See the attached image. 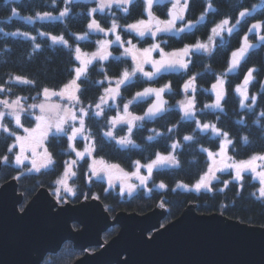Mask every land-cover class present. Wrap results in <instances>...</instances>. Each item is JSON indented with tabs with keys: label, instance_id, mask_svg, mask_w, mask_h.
Masks as SVG:
<instances>
[{
	"label": "trees",
	"instance_id": "16d2710c",
	"mask_svg": "<svg viewBox=\"0 0 264 264\" xmlns=\"http://www.w3.org/2000/svg\"><path fill=\"white\" fill-rule=\"evenodd\" d=\"M213 7L220 10L221 14H215L211 11L205 17V20L197 25L196 29L192 30V34L180 33L176 35L174 33L163 34V39L167 40V45H164L166 49L176 50L184 47L185 45L195 44L197 40L205 41L212 34L211 29L215 27L225 16L232 17V23H235V16L242 8H251L253 5H257L253 11L252 16L254 19H249L245 25L243 22L233 30L232 34L225 33L223 38H218L213 45V54L209 58L205 51H192L190 53L192 63L189 65L188 74L185 75L184 69L178 71H172L163 74L155 82H136L133 86H130L127 90L121 86V93L126 98L123 101L118 97L115 104L120 105L112 111L106 110V117L110 120L112 117L117 116L122 109L123 103H127L128 100H132L136 92L143 90L147 86H163L171 82V87L174 94L167 96L170 99L169 108L171 110L165 114L162 118L157 117L153 120L145 118L143 121H136L138 127L133 129L132 140L137 145H141L147 148V151L141 150V148H135L129 146V148H121L115 140L105 138L104 152L100 153L98 158L103 157L104 160L119 164L123 169L132 170L130 162L139 160L141 163L148 162L145 158L149 157L153 152H159L162 154H168L171 149L166 145H171L174 141L180 140L182 144H186L185 147L179 150L178 159L184 163V170L174 169L171 166H165L159 169L153 170V179L155 184L149 181L147 188L140 190L138 193L130 195H118V190H112L106 192L105 189H110V185L106 180L92 178L91 182H88V164L83 161L78 162L77 165H73L71 175V183L75 187V190L79 193L82 191L88 198L93 196H99V198L105 203L108 210L114 214L117 211L125 210L129 212L145 213L154 208L160 200L165 201L170 207V213L164 219L163 223H168L171 220L177 218L182 210L190 203H198L197 210L201 213H213L221 212L231 218L238 219L242 222L249 224L264 226V197H258L256 194L258 183L253 180L252 173L248 172L244 174L243 184L244 188L241 190L237 184L230 183L227 188L221 181H231L232 173H218L220 178L217 181L212 182V189L205 191H195L185 188H180L177 191H167L165 189H158L155 185H159L163 182L169 189H175L178 183L187 185H193L200 178L197 175L199 169L204 168V154L200 153L199 148L202 146L204 149H210L216 151V137L213 135L211 129L208 131H201L199 129L194 133L196 128L195 119H199L201 123L216 124L218 128H222L228 132L233 138V142L236 144V150L241 154L236 155L237 160H243L248 157L252 152L264 151V141L258 140V130L260 125L255 124L261 108H264V104L255 109V114L241 107L240 101L242 96L239 92H235L237 85H242L244 76L248 68L253 66L257 68H264V44L258 41V37L251 33H248V27L257 21H264V2L261 0H211ZM15 7L19 10V15L12 17L10 8ZM64 4L60 0H56L55 3L52 0H0V84L10 89V93L21 97H29L28 103H36L37 101L31 99L35 97L36 92L40 89L32 88L27 85L19 84V82L9 81V77L13 75L27 77L28 79L38 80L43 86L49 88L59 89L63 84L67 83L73 76V73L68 72V69L78 65L73 64V57L75 53L69 54L68 47L62 44H53L50 36H40L38 33H50L54 36H63L68 45L73 49L80 46L84 50L92 51L95 49L98 41L103 39V31L91 30L89 31V39L77 41L71 33L78 35L84 34L87 30V24L89 17L83 16V13L88 9L96 7V1L88 0H74V3L70 5L71 13L63 20H33L29 21L23 17L35 16L37 12H50L53 15H57L59 10H62ZM144 4H137L130 9L131 15L127 19L122 18V12L117 10L114 4L111 8L105 9L103 12L97 11L95 19L98 21L101 29H108L110 27V21L116 19L120 25H126L135 22L143 18L146 15ZM191 14L185 15L186 20L196 21L201 13L205 12L206 5L204 0H193L190 4ZM152 10L156 15L161 18H166L164 11L168 10V3L155 2L152 6ZM142 13H144L142 15ZM9 17H12L9 19ZM106 20L109 21L106 23ZM29 33V36L23 35H6L8 33ZM124 39H132L134 43H139L135 36L125 35L124 32L120 33ZM248 35V43L255 45L254 48L249 50L251 58L247 63L243 59L237 65L236 69L229 72L228 69L231 64V54L234 50L241 47L243 37ZM32 36L36 39L33 41ZM151 40H147L148 43ZM146 43H139V45H145ZM35 44H40L41 48L37 49L33 53V47ZM113 55L109 57L108 61H94L88 67L87 75L90 81H103L104 75L101 74L102 69H107V75L109 77H115L119 74L122 68L131 70L134 66L130 57L121 56L120 53L124 51L123 48H117L116 45L112 47ZM114 60H123L125 63H115ZM206 67L209 68L206 71ZM196 73H203L198 75L195 81V109L196 116L193 119L185 118L181 120L184 115L182 109L178 106L180 101H183L186 97L191 98L192 93H185L183 84L189 79L190 75ZM224 73L226 89V98L221 101L222 110L209 107L205 109V105H213L216 99L217 91L212 89V85L217 83L220 75ZM255 75V74H254ZM141 81H147L148 78L143 77L141 74L137 75ZM83 79V78H82ZM257 80L264 82V72L257 76ZM9 81L8 83H5ZM109 84L105 83L103 87L92 86L88 83H82V88H87L88 91L84 92L80 99L85 103H95L97 98L103 93L104 88H107ZM191 91V90H190ZM247 91L255 93L259 91L258 84H250ZM12 98H15L14 96ZM111 103V102H110ZM148 105V102L140 101L138 104L129 105L131 113L143 116L144 111ZM27 107V105H25ZM203 109L202 114L200 110ZM219 117V120L217 119ZM246 123H242L241 121ZM22 122L26 127L33 126L31 120L24 119ZM104 121L100 120L99 123L95 120L87 121L86 126L91 128L93 132H98L101 129ZM143 125L139 127V125ZM261 124H264V119L261 120ZM178 125V130L172 134L166 133L167 128ZM10 128L15 131V128L10 124ZM155 129L159 133L165 135L156 136L152 141H146V137L152 135L151 130ZM107 131L109 129H103ZM115 137H124L127 135V125L116 124L111 128ZM21 129L19 131L22 132ZM18 133V132H17ZM195 134L199 140V144H192L190 142L182 141V137L185 135ZM247 136L250 140L256 142V147H247L240 142V138ZM99 140V137H97ZM51 142L47 141V147L56 161L54 170L52 168L40 169L37 171H29L28 166H17L14 162V157L8 154V147L14 142L12 139H6L3 135H0V156H8V160L11 163L4 164L0 173V183L6 182L18 175L21 178L19 182V191L24 194V204L37 192L42 186H47L51 190L55 187L54 181L65 171L67 165L65 161L77 160L75 152L70 154L61 153V149L67 150L69 148V140L66 137H60L59 140H54L49 137ZM76 143L82 146V139H77ZM229 155H235V152H229ZM154 159V156H151ZM199 161L198 164L192 163ZM89 162V161H88ZM21 173H23L21 175ZM148 189H152L151 192ZM70 200L75 202L84 199L83 195L76 197L69 196ZM24 205L21 207L23 208ZM77 227V225H75ZM119 230L118 226H112L104 234L105 240H109ZM83 254L73 247L71 242H67L63 245L62 249L56 254H49L42 264H72Z\"/></svg>",
	"mask_w": 264,
	"mask_h": 264
},
{
	"label": "snow or ice",
	"instance_id": "6c2138e0",
	"mask_svg": "<svg viewBox=\"0 0 264 264\" xmlns=\"http://www.w3.org/2000/svg\"><path fill=\"white\" fill-rule=\"evenodd\" d=\"M53 3L56 0H52ZM64 4L62 10L58 11L57 15H53L50 12H37L35 16L23 17L29 21L36 19L39 20H63L65 17H68L71 13L70 5L74 3V0H60ZM160 0H157L159 3ZM167 3L172 4V9L164 11V15L168 16L167 20H159L154 17L151 13V8L153 6V0H98L97 6L91 9H88L83 13V16L89 17V22L87 24V30L84 34L78 35L76 33H71L73 37L79 40L89 39V31L98 30L103 31L106 34H112L114 39H104L99 41L100 49L93 53L91 59H81L82 50L77 46L74 49L68 45V41L61 36H54L50 33H38L40 36H50L53 44H62L68 47L69 54L73 52L75 56L73 57V64H76L77 61L80 62L79 66L68 69V72L73 73L72 79L67 83L63 84L59 89L49 88L43 86L39 83L38 80L28 79L27 77L13 75L9 77V81L19 82V84L27 85L32 88L39 87V91L36 92L35 97L31 99L39 101L38 103H28L29 97H21L10 93V89L4 87L0 84V135H3L6 139H12L14 142L8 147V154L14 157V162L17 165H22L25 160H28L30 157L36 155V147H41L44 152L47 154L46 163L36 166L35 159L32 160V169L39 172L41 168H52L54 170L56 161L53 158L52 154L47 151L46 144L35 142V134L39 133L40 141H48L49 137L54 140H59L60 137H66L70 142L69 148L67 150L61 149V153L70 154L74 151L77 157V160L65 161L64 164L68 168H71L73 165L78 166L79 161H83L88 164L89 159L91 163L88 164V182L90 183L93 177L101 178V173H107L109 176V183H111V169L119 168L118 164H108L103 160V157H100L99 162L104 164V167L97 168V156L100 153L104 152L105 148V138H110L115 140L116 143L120 145L121 148L127 149L129 146L135 148H141L142 152L147 151V148H144L141 145H137L134 140L131 139L133 129L138 127L136 121H143L146 117L149 120L155 119L157 116L163 117L167 114L172 106L165 108V101L162 99V94L167 90L169 94H174L171 82L164 84L160 88H145L143 91L135 93V96L132 100H128L127 103H123V115L114 116L110 120L106 117V110L112 111L117 108H120V105L115 104L117 97L120 100L126 99L120 89L121 86L127 90L130 86H133L136 82H155L163 74L172 72L179 66V68L184 69V74H188L189 65L192 63L190 53L192 49L196 51L204 50L209 58L213 54V37L222 36L224 32L232 34L233 30L237 26L241 25L243 22L247 24L249 19H254L252 16L253 11L256 9L257 5H253L251 8H242L238 11L235 16V23H232L231 16H225L218 24L211 29L212 36H209V42L203 43L197 40L195 44L185 45L182 49L173 50L171 53H165L164 48L161 47V43L167 45V40L163 39V34L174 33L179 35L180 33L192 34V30L196 29L202 21L205 20L206 15L209 11L215 14H221L219 9L213 7L211 0H204L206 5L205 12L201 13L199 18L196 21L186 20L184 13L191 14L190 4L193 0H183L181 5L180 0H166ZM116 5L117 10L122 12V18L127 19L131 15L130 9L137 4H144L145 11L150 19H139L133 23L120 25L117 23L116 19L110 21V27L108 29H101L98 21L95 19V14L97 11L103 12L104 9L111 10L113 5ZM181 9V14H176L175 10L177 8ZM261 7H264L262 5ZM12 17L19 15V10L15 7L10 8ZM144 13H142L143 15ZM12 17H9L11 19ZM180 20L183 23V27L177 28L176 21ZM109 22L106 20V23ZM121 32H124L125 35L135 36L139 43H146L147 40H152L153 42L148 45L146 48H137V45L133 43L132 39H124L121 36ZM248 33L256 35L258 40L264 42V21H257L256 23L251 24L248 27ZM6 35H23L29 36V33H8ZM31 39L35 41L36 37L32 36ZM111 45H116L117 48H123L124 51L120 53L121 56H131V61L134 62V66L131 71L127 68H122L118 75L115 77H109L107 75V69H102L101 74L104 75L105 79L103 81H90L87 75L88 67L91 64L92 60L99 61H108L109 57L113 54L107 51L108 47ZM255 45L248 43V35L245 34L243 37V42L241 47L232 52L231 54V64L228 69L229 72H232L236 69L237 65L240 63V60L243 59L247 63L248 59L251 58L249 50L254 48ZM40 44H35L33 47V53L37 49H40ZM153 53L159 57V59L153 58ZM188 57V59H185ZM115 63L123 64V60H114ZM144 65H150L153 69L148 72L144 70ZM209 68L206 67V71ZM264 72V68H257L255 66L248 68L244 76L242 85H237L235 92H239L242 96L240 101L241 107L247 109L248 111L255 114V109L260 107L261 104H264V82L257 80V76L260 73ZM137 73H141L143 77H147V81H141L137 77ZM255 74V75H254ZM198 75H203V73H196L190 75L189 79L183 84V89L185 93H188L191 90L192 96L189 98L187 95L185 100L180 101V107L183 109L184 115L181 117V120L185 118L193 119L196 116L195 109V92H196V78ZM224 73L220 75L217 83L212 85V89L217 90L216 99L213 105H205V109L209 107H215L222 110L221 101L226 98V89L223 87L225 85ZM83 78V79H82ZM6 81L5 83H8ZM82 83H88L92 86L103 87L105 83L109 84V87L104 88L103 93L97 98V102L85 104L80 96L88 91L87 88H82ZM115 85L112 87L111 85ZM250 84H258L259 91L255 93H249L247 88ZM154 95L155 102L152 103L143 116H133L129 114L128 109L129 105L138 104L140 101L147 102V99ZM15 98H12V97ZM59 101L54 103L53 100ZM112 101V103H109ZM27 105V107H25ZM37 112L39 114H37ZM200 112L203 114L204 110L201 109ZM22 117L27 120H31L34 124L32 128H24L22 123ZM219 120V117H217ZM264 119V108H261L257 119L254 121L255 124L260 125L258 130V140L264 141V124H261V120ZM97 121L103 120L104 123L101 126L100 131L93 132L91 128L86 126L87 121ZM246 123L245 121H241ZM117 123L127 125V135L124 137H115L114 132L111 130ZM12 125L15 128L13 131L9 125ZM196 128L193 130L194 133L197 129L201 131H208L211 129L213 135L216 137V151L210 149H204L202 146L199 148L200 153L204 154V168L197 171L199 179L192 186L184 185L182 182L176 185L175 189H169L167 185L161 182L159 185H155L158 189H165L167 191H177L180 188H185L189 190H211L212 182L217 181L220 178L217 176V173L222 174L227 173L231 174V171L234 170L235 175L231 181H221L224 184L225 188L228 187L230 183L237 184L242 190L244 188L243 177L245 173L252 172L259 177L261 187L258 189L259 196L264 197V151L252 152L246 159L237 160L236 155L241 153L236 150V144L233 142V138L230 134L224 131L222 128H218L216 124L212 123H201L199 119H195ZM143 125H139L142 127ZM23 129L25 135L19 136L17 132ZM103 129H109L104 131ZM178 130V125H173L171 128L166 129V133L172 134ZM152 135L146 137V141H152L156 136L165 135L164 133H159L155 129L151 130ZM81 138L84 142V150L75 149V141L77 138ZM99 137V140L97 139ZM184 142H190L192 144H199V140L195 134L185 135L182 138ZM25 141H30L29 147L31 152L29 155H25L26 146ZM240 142L247 147H256V142L250 140L247 136L240 138ZM186 144H182L180 140L174 141L171 145H166L171 151L165 155L159 152H153L149 157L145 159L148 161L145 164H142L141 161H131V167L134 169L131 173H124L122 182L120 185L115 186L118 188V195H123L127 193L132 195L133 193H138L140 190L147 188L149 181L155 184L153 179V170L159 169L165 166H171L174 169L184 170V163L178 159L179 150L185 147ZM264 147V145H261ZM19 149L17 152L16 149ZM235 152V155H229V152ZM151 156L155 158L152 159ZM0 161L4 164L11 163L8 160V156L0 157ZM192 163L198 164L199 161H195V158ZM32 169H29L31 171ZM142 169L146 170L142 174ZM23 173H21L22 175ZM69 173L66 171L64 173L67 176ZM75 175V173H71ZM21 176L15 177L19 180ZM135 178L136 183H128L127 181ZM54 187L53 195L61 202H67L69 196L79 198L80 195H83L85 199L88 196L80 191L79 193L71 187L66 186V180L58 179L53 182ZM115 190V188L105 189L106 192ZM63 191L64 195H61ZM149 192L152 189H148ZM94 199H99V196H95ZM165 201H161L159 207H164Z\"/></svg>",
	"mask_w": 264,
	"mask_h": 264
},
{
	"label": "water",
	"instance_id": "95a60500",
	"mask_svg": "<svg viewBox=\"0 0 264 264\" xmlns=\"http://www.w3.org/2000/svg\"><path fill=\"white\" fill-rule=\"evenodd\" d=\"M162 99L167 109L166 90ZM147 102L145 111L155 96ZM2 166L0 161V173ZM24 198L15 177L0 183V264H42L68 241L85 251L72 264H264V226L201 213L196 202L162 225L170 212L166 204L159 207L162 200L145 213L112 215L100 198L60 203L46 186L22 208ZM114 225L119 230L106 241L103 235Z\"/></svg>",
	"mask_w": 264,
	"mask_h": 264
},
{
	"label": "rangeland",
	"instance_id": "374dc122",
	"mask_svg": "<svg viewBox=\"0 0 264 264\" xmlns=\"http://www.w3.org/2000/svg\"><path fill=\"white\" fill-rule=\"evenodd\" d=\"M88 1H96V6H97V3H98V0H88ZM155 2H157V0H153V5H154V3ZM160 3H167L166 2V0H160ZM180 3H181V5L183 4V0H180ZM170 9H172V4H170V3H168V10H170ZM105 10V9H104ZM103 10V11H104ZM180 14H181V9L178 7L177 9H176ZM99 11V10H98ZM151 13H152V15L154 16V17H156V18H158V19H160V20H167L169 17L168 16H166V18H161L159 15H156L154 12H153V10H152V8H151ZM184 15H186V13H184ZM151 17H149L148 16V14H147V12H146V15L143 17V18H141V19H150ZM176 27L177 28H181V27H183V23L182 22H180V23H176ZM225 33H227V32H224L223 34H222V36H214L213 37V41H214V43H213V45L216 43V40L218 39V38H223L224 37V34ZM103 35L105 36L103 39H100L99 41H101V40H104V39H109V40H111V39H114V36L112 35V34H106L105 32H103ZM210 36H212V34L210 35ZM98 41V42H99ZM153 41L151 40V41H149L148 43H146L145 45H139V43H135L136 45H137V48H140V49H142V48H146V47H148V45L149 44H151ZM200 42H203V43H208L209 42V38L207 39V40H205V41H200ZM134 43V42H133ZM189 45H191V44H189ZM114 45H111V46H109L108 47V49H107V51H109V52H111L112 54H113V52H112V47H113ZM81 50H82V56H81V59H85V58H87V59H91V56H92V54L93 53H95V52H97L99 49H100V45H99V43H97V45L95 46V49L94 50H92V51H88V50H84V49H82L80 46H78ZM161 47L162 48H164V51H165V53H171L173 50H170V49H166L165 47H164V45H163V43H161ZM182 48H184V47H182ZM182 48H180V49H182ZM177 50V49H176ZM192 51H195V49H192ZM200 51H204V50H200ZM127 57H130L131 58V56H127ZM153 58L154 59H159V57L158 56H156V54L155 53H153ZM185 59H188V57H185ZM94 61H96V60H92V62H91V64L94 62ZM133 64H134V62H133ZM80 65V62L78 61V65L77 66H79ZM144 70L145 71H148V72H150V71H152L153 69L151 68V66L150 65H144ZM178 70H181V68H179V66H177V68L175 69V70H173V71H178ZM129 71H131V70H129ZM138 74H141V73H137V75ZM142 75V74H141ZM147 78V77H146ZM72 79V78H71ZM70 79V80H71ZM112 87H115V85L113 84V85H111ZM108 87H109V85H108ZM216 91H218V89L216 90ZM189 92H191L190 90H189ZM118 98V97H117ZM117 98H116V100H117ZM190 98V97H189ZM116 100H115V102H116ZM185 100V99H184ZM39 101H37L36 103H38ZM53 102L54 103H57V102H59V101H56L55 99L53 100ZM112 103V101H109V103ZM178 106L180 107V104L178 103ZM181 108V107H180ZM182 109V108H181ZM182 111H183V109H182ZM128 112H129V114H131V115H133V116H138V115H135V114H133V113H131L130 112V110L128 109ZM37 114H39L38 112H37ZM119 115H123V111H121L117 116H119ZM23 123V122H22ZM117 124H119V123H117ZM32 127H34V125L33 126H31V127H26L25 125H24V128H32ZM23 130V129H22ZM17 135H19V136H24L25 135V133H24V131H22V132H18L17 133ZM77 139H81V138H77ZM35 142H38V143H43V144H46L47 143V141H40L39 140V133H37V134H35ZM29 143H31L30 141H25V146H26V151H25V155H29V153L31 152V148L28 146L29 145ZM70 143H73V142H70L69 141V144ZM75 143V149L76 150H80V151H83L84 150V142L82 143V146H79L77 143H76V141L74 142ZM46 146H47V144H46ZM16 151L18 152L19 151V149L17 148L16 149ZM47 151L48 152H50L49 151V149H48V147H47ZM165 155H167V154H165ZM33 159H35V161H36V166L37 167H40V165H42V164H44V163H46V160H47V154L44 152V150L41 148V147H36V155L34 156V157H30L28 160H25L24 162H23V164L22 165H17L16 163V165L17 166H24V165H27L28 166V169H32V160ZM74 160V159H73ZM99 160H100V158H98L97 157V165H96V167L99 169V168H102V167H104V164H101L100 162H99ZM104 160V159H103ZM105 162H107L108 164H116V163H112V162H109V161H106V160H104ZM91 163V160L89 159V162H88V164H90ZM147 163V162H146ZM142 164H145V163H142ZM119 165V164H118ZM73 167V166H72ZM72 167L71 168H68L67 166H66V168H65V171L63 172V173H61V175L58 177V179H64V180H66V186L67 187H71V188H73L74 190H75V187L72 185V183H71V173H72ZM41 169H45V168H41ZM33 171H35L34 169H32ZM31 170V171H32ZM134 169H132V170H126V169H123V167H121L120 165H119V168L117 169V168H113V169H111V183H109V176H108V174L107 173H101V178H96V177H93V178H96V179H103V180H106L107 182H108V184L110 185V187H112V188H115V189H117L118 190V188H116L115 186H118V185H120L121 184V182H122V178H123V174L124 173H131L132 171H133ZM68 172L69 174L67 175V176H65L64 175V173L65 172ZM142 171V174L146 171V170H144V169H142L141 170ZM219 173V172H218ZM218 173H217V175H218ZM231 173H232V177H234V175H235V172H234V170H232L231 171ZM250 173H252V172H250ZM252 178H253V180H255L257 183H258V188H257V191H256V194H257V196L258 197H260L259 196V192H258V189L261 187V183H260V180H259V177L258 176H256V174L255 173H252ZM57 179V180H58ZM128 183H136V180H135V178H132L131 180H129V181H127ZM184 185H187V184H184ZM194 185V184H193ZM189 186H192V185H189ZM55 187H57V185H55ZM54 189V188H53ZM52 189V190H53ZM125 194H127V193H125ZM125 194H123V195H125ZM61 195H64V193H63V191H61ZM128 195V194H127ZM68 199H70V198H68Z\"/></svg>",
	"mask_w": 264,
	"mask_h": 264
},
{
	"label": "flooded vegetation",
	"instance_id": "af4514ba",
	"mask_svg": "<svg viewBox=\"0 0 264 264\" xmlns=\"http://www.w3.org/2000/svg\"><path fill=\"white\" fill-rule=\"evenodd\" d=\"M237 50H238V49H237ZM234 51H236V50H234ZM234 51H233V52H234ZM111 214H112V213H111ZM114 214H115V213H114ZM114 214H112V215H114ZM166 217H167V216H166ZM163 221H164V220H163ZM163 221H162V225H165L166 223H163ZM118 227H119V226H118ZM106 241H107V240H106ZM96 249H97L96 247L89 248V250H91L92 252L95 251ZM82 252H83V251H82ZM84 253H85V252H83V254H84ZM83 254H82V255H83ZM82 255H81V256H82Z\"/></svg>",
	"mask_w": 264,
	"mask_h": 264
}]
</instances>
